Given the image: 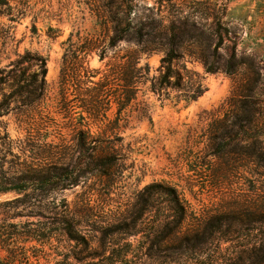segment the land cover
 I'll return each mask as SVG.
<instances>
[{"label":"rangeland","instance_id":"obj_1","mask_svg":"<svg viewBox=\"0 0 264 264\" xmlns=\"http://www.w3.org/2000/svg\"><path fill=\"white\" fill-rule=\"evenodd\" d=\"M159 23L177 28L174 68L187 73L181 90L156 94L152 84L167 52ZM117 27L123 39L109 47ZM150 31L159 44L147 53L136 37ZM217 32L219 70L206 73L196 55L215 50ZM70 38L105 50L103 58L97 50L85 56L94 81L130 58L147 67L136 103L121 113L118 128L109 130L107 120L89 124L87 142L103 143L81 153L73 131L79 115L71 123L58 113V78ZM25 52L46 61L45 98L38 111L22 114L13 103L6 110L0 97V135L4 128L8 136L2 153L11 151L5 160L13 166L37 165L47 158L37 147L52 144L67 176L41 199L32 191L0 194V225L50 236L51 245L36 246L50 260L74 245L54 231L58 225L51 223L61 219L92 249L104 232L134 222L140 233L128 240L142 254L129 256L127 264H256L264 258V0H0V68ZM197 79L201 94L187 101ZM242 102L254 103L262 116L256 130L235 136L234 115L247 111ZM116 110L112 105L108 120ZM218 121L224 128L213 132ZM88 155H111L107 174L85 160ZM4 257L0 250V261Z\"/></svg>","mask_w":264,"mask_h":264},{"label":"trees","instance_id":"obj_2","mask_svg":"<svg viewBox=\"0 0 264 264\" xmlns=\"http://www.w3.org/2000/svg\"><path fill=\"white\" fill-rule=\"evenodd\" d=\"M181 24L184 27L198 30V26L194 23L183 22ZM157 27L166 40L167 52L161 59L160 74L152 84V91L159 94L167 89L181 90L185 87V74L187 71L183 67V73H180L174 68V62L178 59V55L173 49L174 34L177 28L172 23H169V25L159 23ZM217 36L218 43L215 45L213 52L196 55V58L203 63L206 73H214L219 70L214 63V57L215 51L222 44L220 32H217ZM156 37L158 35L153 36V32L150 31L145 35L136 37V41L142 45V49L145 52L150 53L155 51L157 44H159L156 41ZM122 39L121 29L115 28L109 47H113ZM77 40L79 41L80 39L78 38ZM67 43L68 46L62 57V66L58 78L60 88L58 113L64 115L63 118H69L71 123L75 122V118L71 116L79 115V121L73 124V131L76 148L81 153L88 149V145L103 143L97 139H91L90 142H87V127L89 124L107 120L109 130L118 128L121 113L136 103L138 86L147 74V67H138L137 59L130 58L125 63L113 65L102 79L94 81L95 75L86 68L84 59L91 51H98V45L89 39H85L81 45L72 42L71 38L68 39ZM98 53L100 58H103L105 50L101 48ZM46 72L45 59L29 52L17 55L14 61L0 68V97L3 101L2 103L5 104L6 110L13 103L15 108L19 110L38 111L45 98ZM195 86L194 91L185 95L187 101L195 100L201 94L198 79L195 82ZM236 101L234 100L233 103H236ZM112 105L117 108L116 117L113 120H108L107 113L112 108ZM255 106L254 103L249 105L242 102L241 108H246L247 111H245L246 115H234L235 122L233 126L237 130L235 136L240 132L247 133V131L258 128L262 115H256L258 110L254 109ZM78 109L80 110L79 112L77 111ZM20 113L23 114V110H20ZM83 115L86 116L84 117ZM223 128L220 121L212 126L213 132ZM3 132L4 134L0 135V194H25L27 191H32L37 193L35 195L36 198L41 199L48 190L56 187L59 181L67 176L61 168L63 167V157H55L51 152L56 146L48 143L37 147L40 152H45L44 155L47 157L37 165L23 162L13 166L12 161L6 162V155H13L8 148H4L6 150L2 153L1 148L8 146L6 143L8 136L4 128ZM222 137L224 135L219 136L221 139ZM40 158H37L36 161ZM84 159L100 168L102 174H107L112 156L97 155L93 157L88 155L84 156ZM6 163L8 167L5 168ZM51 224H57L58 227L54 231L59 232L68 242L74 244L66 252L60 249L54 253V257L50 260V256L46 255L43 249L36 247L39 245L40 247L43 246L44 241L50 242V236L35 230L21 231L19 228L22 227L17 225H0V250L5 253V257L0 261V264H38L41 258H45L48 264H73L70 259L75 264H127V261L133 262L131 259L128 260L129 256L133 259L142 254L141 249L128 240L129 237H135L140 233L138 229H135L134 222L129 226H117L109 233L104 232L100 239V244L94 249L90 247L84 237L76 233L69 221L61 219ZM32 242H34V245L27 246V244ZM49 244L51 245V242ZM150 250L152 251L148 247L147 256L153 255ZM94 259H97L98 262H88V260ZM263 263L264 258L256 260V264ZM225 264H238V260L229 259Z\"/></svg>","mask_w":264,"mask_h":264}]
</instances>
